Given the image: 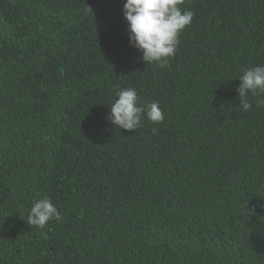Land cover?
I'll return each instance as SVG.
<instances>
[{"label": "trees", "instance_id": "1", "mask_svg": "<svg viewBox=\"0 0 264 264\" xmlns=\"http://www.w3.org/2000/svg\"><path fill=\"white\" fill-rule=\"evenodd\" d=\"M125 0H0V264H264V0H183L165 67ZM164 119H107L118 88ZM50 198L61 219L27 223Z\"/></svg>", "mask_w": 264, "mask_h": 264}, {"label": "clouds", "instance_id": "2", "mask_svg": "<svg viewBox=\"0 0 264 264\" xmlns=\"http://www.w3.org/2000/svg\"><path fill=\"white\" fill-rule=\"evenodd\" d=\"M182 3L183 0H125L123 16L127 21L129 42L141 53L146 64L165 67L168 59L174 56L179 35L193 18L191 10L179 7ZM241 72L237 91L240 106L247 111L252 107L247 94L264 93V65L242 67ZM115 97L107 117L114 127L136 130L144 116L156 123L164 119L158 102L140 104L135 88H118ZM257 107H264V99L257 100ZM53 219H61L58 209L50 198H41L33 202L27 223L43 229Z\"/></svg>", "mask_w": 264, "mask_h": 264}]
</instances>
